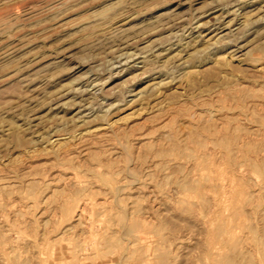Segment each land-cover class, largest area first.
I'll return each mask as SVG.
<instances>
[{"label":"rangeland","instance_id":"1","mask_svg":"<svg viewBox=\"0 0 264 264\" xmlns=\"http://www.w3.org/2000/svg\"><path fill=\"white\" fill-rule=\"evenodd\" d=\"M230 178L255 246L264 0H0V264L209 263L202 221Z\"/></svg>","mask_w":264,"mask_h":264},{"label":"bare ground","instance_id":"2","mask_svg":"<svg viewBox=\"0 0 264 264\" xmlns=\"http://www.w3.org/2000/svg\"><path fill=\"white\" fill-rule=\"evenodd\" d=\"M249 2V1H248ZM248 2H245V5L246 4H248ZM251 2V1H250ZM249 2V3H250ZM255 1H253V3H254ZM252 3V2H251ZM256 3V2H255ZM244 5V6H245ZM252 5V4H251ZM55 6V5H54ZM58 7V6H57ZM244 8V7H243ZM246 10V9H245ZM226 15V14H225ZM243 16V15H242ZM222 24V23H221ZM219 25V24H218ZM213 26H215V25H213ZM223 26V25H222ZM199 27V29H200V27H202L201 25H199L198 26ZM202 29V28H201ZM210 29V28H209ZM225 29V28H224ZM224 29H222V27H216L213 31H216V36L218 35V34H220V33H223V31H224ZM180 30V29H179ZM231 30V29H230ZM197 31V30H196ZM208 32V31H207ZM201 34V32H199V35ZM200 37V36H199ZM215 37V36H214ZM194 40V39H193ZM132 41V40H131ZM192 43V42H191ZM7 44V43H6ZM195 44V43H194ZM190 45V44H189ZM236 46V45H235ZM16 47V46H15ZM187 47V46H186ZM136 48V47H135ZM153 49V48H152ZM151 49V50H152ZM241 49V47H237V49H236V51H239ZM8 50V49H7ZM7 52V51H6ZM163 53V52H162ZM181 53V52H180ZM15 55V54H14ZM125 56V53H122V54H120V59L119 60H123V58H122V56ZM136 55V54H135ZM144 56V55H143ZM140 57L138 56V55H136V56H131L130 58H124V59H126V60H130V61H132V60H137V59H139ZM129 62V61H128ZM130 69H132V68H135V66L134 65H131V66H128ZM128 69V68H127ZM144 76V75H143ZM95 84V83H94ZM78 95V94H77ZM82 114V113H81ZM63 138V137H62ZM66 139V138H65ZM64 140V139H63ZM59 141H61V137H57L54 141H52L53 142V144H54V142H57V144H59L58 142ZM220 151V150H219ZM226 153V152H225ZM219 154V153H218ZM227 156V155H226ZM228 157V156H227ZM226 157V159H228ZM221 159V158H220ZM208 161V160H207ZM226 161V160H225ZM224 161V162H225ZM223 162V161H222ZM228 162V161H227ZM180 165V164H179ZM210 165V164H209ZM256 165V164H255ZM197 167V166H196ZM204 167V166H203ZM211 167V166H210ZM189 169V168H188ZM256 169H257V167H256ZM214 171V170H213ZM240 171H242L241 170V168L238 170V172H240ZM200 172V171H199ZM212 172V171H211ZM111 173V172H110ZM206 174V173H205ZM208 174V173H207ZM74 175H77V174H74ZM233 175V174H232ZM217 176H219V175H217ZM236 176V175H235ZM74 177V176H73ZM72 177V178H73ZM103 177V176H102ZM199 177V176H198ZM201 177V176H200ZM65 178V177H64ZM107 178V177H106ZM110 178V177H109ZM205 178V177H204ZM257 178V177H256ZM208 179H210V178H208ZM234 179V178H233ZM233 179H228V181L226 182V183H223L222 182V201L221 200H218V199H216V198H214V205L213 206H216V208H210V214L208 213L206 216H205V219L202 221V223L205 225V226H203L204 228L206 227V235H203V236H206V248L204 249V250H206V257H208L209 258V263H207L206 262V264H264V240H263V238L262 239H260V237H259V239H260V243H259V240H258V243L254 246H252L251 244H247L248 243V240H247V237H246V234L245 235H241V236H239L240 234H242V233H239L238 234V232L236 231L238 228L241 230V229H246V226H244L245 224H244V220H242V218L244 217V215H243V217H242V214H239V212L240 211H238V208H239V205L241 204V203H243V202H241V200L239 199V198H237V196H238V193L237 192H235L234 190H233V188H234V186H235V181L233 180ZM239 179V178H238ZM202 181H203V179H201ZM211 180V179H210ZM221 180V179H220ZM110 181V180H109ZM214 181V180H213ZM216 181V180H215ZM218 181V180H217ZM264 181V180H263ZM83 182V181H82ZM210 182V181H209ZM80 183V182H79ZM218 183V182H217ZM85 184V183H84ZM110 184H112V183H110ZM110 184H108V185H110ZM207 184V183H206ZM219 184V183H218ZM218 184H217V186H218ZM262 184V183H261ZM119 185V184H118ZM221 185V184H220ZM112 186V185H111ZM208 186V185H207ZM215 186V185H214ZM115 187V186H114ZM204 187H205V185H203V183L201 184H196L195 186H193L192 187V191H193V193H195L194 195H195V197L196 198H203V190H204ZM1 188V187H0ZM112 188V187H111ZM211 188V187H210ZM207 189V188H206ZM207 190H209V189H207ZM217 190H219L218 189V187H217ZM221 190V189H220ZM113 191V190H112ZM190 192V191H189ZM188 192V193H189ZM115 193V192H114ZM259 193V192H258ZM257 192H256V194H258ZM218 194H219V192H218ZM220 194V195H221ZM261 194V193H260ZM115 195V194H114ZM190 195V194H189ZM219 195V196H220ZM254 195V194H253ZM63 196H64V194H63ZM246 196V195H245ZM206 197V196H205ZM56 198V197H55ZM61 198V197H60ZM66 198H68V197H66ZM65 198V199H66ZM90 198V197H89ZM116 198V197H115ZM192 198V197H191ZM219 198V197H218ZM224 198V199H223ZM65 199L63 200V201H65ZM204 199V198H203ZM248 199H250V198H248ZM80 200V199H79ZM83 200H85V199H83ZM254 200V199H253ZM62 201V200H61ZM62 201V202H63ZM72 201H75L74 199L72 200ZM71 201V202H72ZM78 201V200H77ZM76 201V202H77ZM204 201V200H203ZM221 201V202H220ZM249 201V200H248ZM67 202V201H66ZM210 202H211V200H210ZM225 202H228V203H225ZM241 202V203H240ZM75 203V202H74ZM104 203V202H103ZM79 204H80V202H79ZM79 204H77L78 206H76V208H75V210L73 209V212H72V214H71V216H70V219L72 220V221H75V222H81L82 221V219L85 217V214H87V213H85V211H86V208H87V200H85V201H83L80 205ZM90 204V203H89ZM64 205V204H63ZM91 205V204H90ZM94 205V204H93ZM97 205H99V204H97ZM96 205V206H97ZM70 206V205H69ZM89 206V205H88ZM111 206V205H110ZM212 206V207H213ZM67 207V206H66ZM65 207V208H66ZM71 207V206H70ZM74 207V206H73ZM90 207V206H89ZM92 207V206H91ZM59 208V207H58ZM67 209H68V207H67ZM72 209V208H71ZM96 209V208H95ZM258 209V208H257ZM65 210V209H64ZM88 210V209H87ZM91 210H92V208H91ZM113 210V209H112ZM228 210H230L231 211V214L229 215V216H225L224 214H226V213H224V211H228ZM66 211H68L69 212V209L68 210H66ZM65 211V212H66ZM242 211V210H241ZM250 211V210H249ZM64 212V211H63ZM96 212V211H95ZM98 212V211H97ZM262 212V211H261ZM56 213V212H55ZM89 213V212H88ZM98 213H100V212H98ZM108 213V212H107ZM252 213V212H251ZM58 214V213H57ZM60 214V213H59ZM88 215V214H87ZM93 215V214H92ZM147 215V214H146ZM249 215V214H248ZM61 216V215H60ZM89 216V215H88ZM108 216V215H107ZM94 217H96V216H94ZM98 217V216H97ZM246 217V216H245ZM250 217V216H249ZM99 218V217H98ZM110 218H111V215H110ZM89 219V218H88ZM91 219V218H90ZM232 219H233V222H234V224H231V222H232ZM244 219V218H243ZM248 219V218H247ZM51 220V219H50ZM64 220V219H63ZM95 220V219H94ZM106 220H107V218H106ZM112 220V219H111ZM234 220H237V221H234ZM246 220V219H245ZM61 221V220H60ZM244 221V222H243ZM257 221V220H256ZM131 222V221H130ZM129 222V223H130ZM248 222V221H247ZM73 223V222H72ZM71 223V224H72ZM94 223V222H93ZM105 223V222H104ZM117 223V222H116ZM256 223V222H255ZM65 224H67V223H65ZM69 224V223H68ZM74 224V223H73ZM97 224V223H96ZM102 224V223H101ZM107 224V223H106ZM8 225V224H7ZM76 225V224H75ZM82 225V224H81ZM130 225V224H129ZM91 226V225H90ZM92 226H94V225H92ZM104 226H105V224H104ZM117 226V225H116ZM122 226V225H121ZM125 226H126V224H125ZM162 226V225H161ZM249 226V225H248ZM65 227V226H64ZM68 227V226H67ZM85 227H87V226H85ZM85 227H82L83 229L85 228ZM101 227V226H100ZM103 227V226H102ZM164 227V226H163ZM263 227V226H262ZM81 228V229H82ZM109 228V227H108ZM116 228V227H115ZM122 228H123V226H122ZM126 228H127V226H126ZM130 228V227H129ZM250 230V234H248V235H251V234H253L254 235V233H253V228H250V227H248ZM72 229H73V226H72ZM101 229V228H100ZM118 229V228H117ZM63 230V229H62ZM92 230V229H91ZM109 230V229H108ZM132 230V229H131ZM131 230H128V231H131ZM163 230V229H162ZM204 230V231H205ZM255 230H256V228H255ZM96 231V230H95ZM204 231H202V232H204ZM241 231H243V230H241ZM123 232V231H122ZM163 232H164V230H163ZM247 232V231H246ZM255 232V231H254ZM64 233V232H63ZM101 233H102V231H101ZM107 233V232H106ZM109 233H110V231H109ZM138 233V232H137ZM74 234V233H73ZM80 234V233H79ZM88 234V233H87ZM114 234V233H113ZM131 234V233H130ZM201 234V233H200ZM58 235H61V234H58ZM106 234H104V236H105ZM126 235H128V234H126ZM135 235V234H134ZM252 235V236H253ZM99 236H101V235H99ZM125 236V235H124ZM132 236V235H131ZM130 236V237H131ZM136 236V235H135ZM163 236V235H162ZM199 236V235H198ZM244 236V237H243ZM61 237V236H60ZM88 237L89 238H94V233H92L91 231H89V235H88ZM102 237V236H101ZM115 237V236H114ZM151 237V236H150ZM150 237L147 235V233L146 232H139L138 234H137V238H138V240L136 239V241H139L140 243H141V245H145V247L146 246H148V245H150L151 244V239H150ZM250 237V236H249ZM248 237V238H249ZM257 237V236H256ZM263 237V236H262ZM83 238V237H82ZM106 238H107V235H106ZM128 238V237H127ZM133 239H134V237H132ZM205 237H203V240H205L204 239ZM240 238V239H239ZM242 238H243V240H242ZM45 239V238H44ZM53 239V238H52ZM88 239V238H87ZM132 239V240H133ZM178 239V238H177ZM180 239V238H179ZM197 239V238H196ZM238 240V241H240L241 242V244L239 243V250H237V251H235L236 250V248H235V243H234V241L235 240ZM255 239V238H254ZM50 240V239H49ZM84 240V239H83ZM95 240V239H94ZM108 240V239H107ZM113 240V239H112ZM111 240V241H112ZM114 240H116V239H114ZM158 240V239H157ZM251 240V239H250ZM46 241V240H45ZM53 241V240H52ZM59 241V240H58ZM85 241H87V240H85ZM85 241H84V243H85ZM96 241V240H95ZM125 241V240H124ZM127 241V240H126ZM135 241V240H134ZM156 241V240H155ZM180 241V240H179ZM253 241V240H252ZM33 242V241H32ZM42 242V241H41ZM49 242V241H48ZM47 242V243H48ZM54 242V241H53ZM56 242V241H55ZM65 242V241H64ZM79 242V241H78ZM83 242V241H82ZM91 242V241H90ZM121 242V241H120ZM164 242V241H163ZM256 242H257V239H256ZM31 243V242H30ZM43 243V242H42ZM46 243V244H47ZM60 242H58V244H59ZM77 243V242H76ZM75 243V244H76ZM107 243H108V241H107ZM118 242L116 241V244H117ZM126 243V242H125ZM202 243V242H201ZM250 243H251V241H250ZM36 244H39V243H35V245ZM55 244V243H54ZM66 244V243H65ZM68 244V243H67ZM66 244V245H67ZM81 243H79V245H80ZM88 244V243H87ZM94 244H95V242H94ZM133 244V243H132ZM139 244V243H138ZM253 244V243H252ZM5 245H9V244H5ZM34 245V244H33ZM56 245V244H55ZM63 245V244H62ZM61 245V246H62ZM69 245H71V243L69 244ZM85 245V244H84ZM92 245V244H91ZM96 245V244H95ZM120 246H121V244H119ZM129 244H127V246H128ZM10 246V245H9ZM26 246V245H25ZM32 246V245H31ZM40 246V245H39ZM47 246V245H46ZM60 246V245H59ZM75 246H77V245H75ZM83 246V245H82ZM122 246H123V242H122ZM125 246V245H124ZM126 246V247H127ZM140 246V245H139ZM198 246V245H197ZM200 246V245H199ZM13 247V246H12ZM16 247V246H15ZM45 247V246H44ZM63 247V246H62ZM78 247V246H77ZM76 247V248H77ZM95 247V246H94ZM118 247V246H117ZM116 247V248H117ZM133 247H134V245H133ZM163 247V246H162ZM183 247V246H182ZM201 247H203L202 245H201ZM8 248V247H7ZM40 248H41V246H40ZM76 248H73V249H76ZM80 248H82L83 249V247H80ZM80 248L78 249V250H80ZM97 248H99V247H97ZM107 248H109V247H107ZM118 248H120V247H118ZM123 248V247H122ZM131 248H132V246H131ZM131 248H129V249H131ZM135 248V247H134ZM147 248V247H146ZM145 248V249H146ZM243 248L245 249L244 251H242L243 250ZM15 249V248H14ZM39 249V248H38ZM60 249V248H59ZM63 249V248H62ZM106 249V248H105ZM125 249V248H124ZM201 249H203V248H201ZM5 250V249H4ZM3 250V251H4ZM43 250V249H42ZM64 250V249H63ZM90 250V249H89ZM98 250V249H97ZM100 250V249H99ZM98 250V251H99ZM102 250H104V248L102 249ZM107 251H108V249H106ZM121 250V249H120ZM132 250V249H131ZM2 251V252H3ZM9 251V250H8ZM36 251H37V248H36ZM45 251V250H44ZM70 251V250H69ZM74 251V250H73ZM84 251V250H83ZM101 251V250H100ZM105 251V250H104ZM119 251V250H118ZM125 251V250H124ZM134 251V250H133ZM161 251V250H160ZM6 252H7V249H6ZM33 252V251H32ZM41 252H43V251H41ZM91 252V251H90ZM129 252V251H128ZM132 252V251H131ZM204 252V251H203ZM7 253H9V252H7ZM11 253V252H10ZM55 253V252H54ZM82 253V252H81ZM119 253V252H118ZM200 253H202L201 251H200ZM235 253V254H234ZM12 254V253H11ZM32 254V253H31ZM56 254V253H55ZM77 254V253H76ZM79 254H80V251H79ZM85 254H87V253H85ZM96 254V253H95ZM98 254H100V253H98ZM97 254V255H98ZM121 254L122 253H120V256H121ZM150 254H151V252H150ZM234 254V255H233ZM1 255V254H0ZM10 255V254H9ZM13 255V254H12ZM69 255V254H68ZM112 255V254H111ZM124 255V254H123ZM191 255V254H190ZM11 256V255H10ZM23 256V255H22ZM32 256V255H31ZM38 256V255H37ZM79 257H80V255H78ZM85 256H87V255H85ZM137 256V255H136ZM199 256H201V255H199ZM229 256H231V257H229ZM1 258H2V256H0ZM9 257V256H8ZM12 257V256H11ZM13 257H14V255H13ZM57 257V256H56ZM64 257V256H63ZM97 257V256H96ZM95 257V258H96ZM129 257V256H128ZM44 258H45V256H44ZM66 258V257H65ZM81 258V257H80ZM84 258V257H83ZM94 258V259H95ZM186 258H189V257H186ZM196 258V257H195ZM200 258V257H199ZM203 258V257H202ZM3 259V258H2ZM5 259V258H4ZM82 259V258H81ZM88 259V258H87ZM90 259H91V256H90ZM97 259V258H96ZM144 259H147V258H144ZM143 259V260H144ZM171 259V258H170ZM180 259V258H179ZM201 259V258H200ZM206 259V258H205ZM12 260V259H11ZM50 260H52V257H51V259ZM54 260V259H53ZM123 260V259H122ZM172 260V259H171ZM199 259H197V262H199V263H201L200 262V260L198 261ZM1 261V260H0ZM15 261V260H14ZM17 261V260H16ZM32 261V260H31ZM57 261V260H56ZM77 261H79V259L77 260ZM136 261V260H135ZM180 261V260H179ZM203 261V260H202ZM11 262H13V261H11ZM10 262V263H11ZM59 262V261H58ZM91 262V261H90ZM153 262V261H152ZM173 262V261H172ZM191 262H192V260H191ZM195 262V261H194ZM205 262V261H204ZM203 262V263H204ZM14 263V262H13ZM13 263H11V264H13ZM61 263V262H60ZM104 263V262H103ZM109 263V262H108ZM107 263V264H108ZM129 263V262H128ZM177 263V262H176ZM196 263V262H195ZM199 263H196V264H199ZM17 264H19V262L17 263ZM40 264V263H39ZM42 264V263H41ZM58 264V263H57ZM73 264V263H72ZM78 264H85V263H83V261L82 262H80L79 261V263ZM202 264V263H201Z\"/></svg>","mask_w":264,"mask_h":264}]
</instances>
